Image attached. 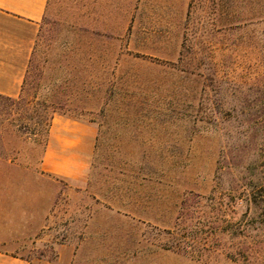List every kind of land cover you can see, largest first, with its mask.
<instances>
[{
	"label": "rangeland",
	"instance_id": "1",
	"mask_svg": "<svg viewBox=\"0 0 264 264\" xmlns=\"http://www.w3.org/2000/svg\"><path fill=\"white\" fill-rule=\"evenodd\" d=\"M74 4L0 98V161L45 186L42 253L92 217L118 264H264V0H126L103 32ZM59 114L99 130L83 187L36 172Z\"/></svg>",
	"mask_w": 264,
	"mask_h": 264
},
{
	"label": "crops",
	"instance_id": "2",
	"mask_svg": "<svg viewBox=\"0 0 264 264\" xmlns=\"http://www.w3.org/2000/svg\"><path fill=\"white\" fill-rule=\"evenodd\" d=\"M77 1L0 0V94H23L41 24L66 9L71 16L79 17V8L74 4ZM85 1V25L92 32L105 31L111 11L114 16L119 11L124 16L127 9L126 0ZM98 136L93 123L55 115L37 174L85 186ZM16 165V161H0V178L12 179L11 183L0 180V264H111V255L112 264H118L119 247L111 244L108 227L95 229L93 224L99 220L92 217L76 218L75 223L81 226L68 229L63 240L50 242L52 257L43 254L48 232L55 231L47 230L45 186L24 183Z\"/></svg>",
	"mask_w": 264,
	"mask_h": 264
},
{
	"label": "trees",
	"instance_id": "3",
	"mask_svg": "<svg viewBox=\"0 0 264 264\" xmlns=\"http://www.w3.org/2000/svg\"><path fill=\"white\" fill-rule=\"evenodd\" d=\"M0 98H4L8 101H11L13 103H17L21 98H22V94L19 97H10V96H6V95H2L0 94ZM262 191L264 192V186H262ZM259 193V190H253L252 194H253V200H256V196ZM263 219H264V213L262 214Z\"/></svg>",
	"mask_w": 264,
	"mask_h": 264
}]
</instances>
